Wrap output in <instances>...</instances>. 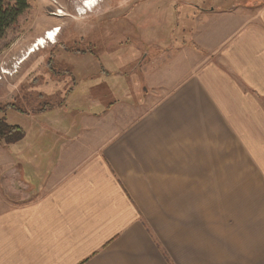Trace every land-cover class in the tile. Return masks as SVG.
<instances>
[{"label":"crops","instance_id":"0c3cea01","mask_svg":"<svg viewBox=\"0 0 264 264\" xmlns=\"http://www.w3.org/2000/svg\"><path fill=\"white\" fill-rule=\"evenodd\" d=\"M242 2L195 6L175 44L136 58L141 99L100 63L69 110L92 67L72 50L60 102L0 146V264H264V0Z\"/></svg>","mask_w":264,"mask_h":264},{"label":"rangeland","instance_id":"374dc122","mask_svg":"<svg viewBox=\"0 0 264 264\" xmlns=\"http://www.w3.org/2000/svg\"><path fill=\"white\" fill-rule=\"evenodd\" d=\"M134 1L122 2L120 7H112L101 14L73 19L81 16L75 11L82 4L80 0H31L29 9L0 39V117L5 116L8 123L23 128L32 124L31 116L26 113L60 102L71 85L69 65L83 57L92 62V67L88 69L89 73L84 70L87 75L78 76L81 79L76 77L79 82L66 101L69 110L88 107V101H83L81 95L88 85L102 83L104 76L95 72L100 63L110 72L117 71L116 77L120 81L126 79L120 82L122 90L131 87L133 91L137 90L135 94L140 91L136 98L141 99L145 91L136 86L142 78L140 69L136 68L129 76L125 72L135 69L134 65L144 58L150 59L154 54L152 49L157 45L175 44L183 28L189 29L196 24L195 6H230L236 4L235 1L246 4L245 0H186L193 4L180 3L185 0H139L136 4ZM58 9L63 11L62 16L55 15L59 14ZM185 14L188 17L190 14V18L185 19ZM55 25L60 26L56 41H63L64 45L46 43L22 62L36 37L44 35L41 30ZM76 49L91 50V54L81 57L72 52ZM168 53L165 51L160 59H154L153 67L168 60ZM136 58L139 60L135 63ZM10 103L13 106H8Z\"/></svg>","mask_w":264,"mask_h":264},{"label":"trees","instance_id":"16d2710c","mask_svg":"<svg viewBox=\"0 0 264 264\" xmlns=\"http://www.w3.org/2000/svg\"><path fill=\"white\" fill-rule=\"evenodd\" d=\"M30 1L0 0V39L17 22L19 16L29 9ZM8 106H13V103ZM22 137L23 130L18 125L8 123L5 116L0 117V145L16 142Z\"/></svg>","mask_w":264,"mask_h":264},{"label":"bare ground","instance_id":"6f19581e","mask_svg":"<svg viewBox=\"0 0 264 264\" xmlns=\"http://www.w3.org/2000/svg\"><path fill=\"white\" fill-rule=\"evenodd\" d=\"M97 1L99 0H82V4L77 6L75 8V11H79L81 13H85L87 9H90L94 5L97 4ZM88 3V4H87ZM59 15H63V11L59 10L57 11ZM60 30V27H53L51 29H48L46 32V35L39 36L35 39V44H32V47L29 49V54L25 55L21 61H24L32 52H35L36 50L40 49L41 47H45L47 42H55L56 36L58 35V32ZM27 54V53H26Z\"/></svg>","mask_w":264,"mask_h":264},{"label":"built area","instance_id":"2783aa9c","mask_svg":"<svg viewBox=\"0 0 264 264\" xmlns=\"http://www.w3.org/2000/svg\"><path fill=\"white\" fill-rule=\"evenodd\" d=\"M76 13L78 14V15H81L82 13L81 12H79V11H76Z\"/></svg>","mask_w":264,"mask_h":264}]
</instances>
